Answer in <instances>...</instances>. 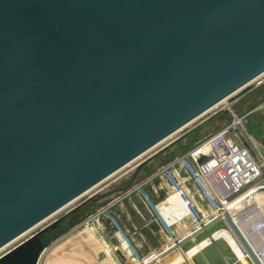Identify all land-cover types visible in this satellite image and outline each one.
I'll return each instance as SVG.
<instances>
[{
	"label": "water",
	"instance_id": "95a60500",
	"mask_svg": "<svg viewBox=\"0 0 264 264\" xmlns=\"http://www.w3.org/2000/svg\"><path fill=\"white\" fill-rule=\"evenodd\" d=\"M262 76L264 0H0V250Z\"/></svg>",
	"mask_w": 264,
	"mask_h": 264
},
{
	"label": "rangeland",
	"instance_id": "374dc122",
	"mask_svg": "<svg viewBox=\"0 0 264 264\" xmlns=\"http://www.w3.org/2000/svg\"><path fill=\"white\" fill-rule=\"evenodd\" d=\"M245 114L250 117L247 130L264 146V76L184 131L128 165L83 198L8 244L0 251V257L92 198L87 206L76 213L66 228L45 236L44 252L39 264H149L151 259L159 260L167 255L171 259L185 258L193 247L192 239L195 235H188L177 227H180V222L185 217L170 200L159 205L162 200H166L168 193L163 187L164 181L159 172L175 158L186 155L228 125L234 115ZM140 165L142 167L138 168ZM159 215L174 229L178 241L171 237ZM218 235L233 244L227 233L222 231ZM214 238L218 239L216 235ZM166 241H171L172 246L164 250L161 246ZM211 241L212 238L204 243L209 244ZM181 242L184 243L180 244ZM234 250L236 251L235 248ZM223 256L230 261L227 263ZM232 256L226 244L219 241L205 252V258L201 256L200 259L204 264H240ZM172 264L180 262L175 259Z\"/></svg>",
	"mask_w": 264,
	"mask_h": 264
},
{
	"label": "built area",
	"instance_id": "2783aa9c",
	"mask_svg": "<svg viewBox=\"0 0 264 264\" xmlns=\"http://www.w3.org/2000/svg\"><path fill=\"white\" fill-rule=\"evenodd\" d=\"M249 118L234 115L221 131L162 168L159 175L184 205L195 229L221 223L247 261L264 264V146L247 130ZM179 169L195 185L207 213L182 182ZM163 222L178 241L174 229Z\"/></svg>",
	"mask_w": 264,
	"mask_h": 264
},
{
	"label": "crops",
	"instance_id": "0c3cea01",
	"mask_svg": "<svg viewBox=\"0 0 264 264\" xmlns=\"http://www.w3.org/2000/svg\"><path fill=\"white\" fill-rule=\"evenodd\" d=\"M224 127L225 126H223L219 131H221ZM172 150H173V148H172ZM179 157H181V156H179ZM179 157L175 158L173 161H175ZM179 174H180L182 182L190 190V192L195 197V199L198 201L203 212L207 213L209 211V209L207 208L205 201L202 199V197L199 194L198 190L196 189L195 185L191 182V180L187 177V175L184 173V171L182 169H179ZM163 187L167 190L168 193L165 197L166 200H162L159 205L166 203L167 201L170 200L171 203H173V205L175 207L179 208L180 212L185 217L184 219L181 220L180 227L179 226H177V227L180 228V230L185 232V233H192L195 235V237H194L195 242H193L194 244L192 245L193 247H191L190 250L186 253L185 258L187 259L188 262L185 261L184 257L175 258L180 262V264H204V261L202 259H200V257L203 256V258H205V252L211 246L215 245L219 241H223L226 244V246L231 251V253L233 255L232 257H233L235 262H238L240 264H251L249 261H247L243 257L242 252L239 250L238 247H236L234 242H233V244H231L229 241L226 240L225 237H220L218 235L219 232H222V231L225 232L221 223H212V224H210V225H208L205 228H202L200 230L195 229L193 227L190 219L188 218V216H189L188 213L179 204L178 200L175 198V196L173 195V193L171 192V190L169 189V187L167 186V184L165 182H163ZM215 228H216V230L213 231V229H215ZM215 235L218 237V239L214 238ZM211 238H212V241L209 244L204 243L205 241H207ZM231 240H232V238H231ZM184 242H181L180 244H183ZM171 244H172L171 241H166L162 244L161 248H163L164 250H167L172 246ZM233 247L236 249V251L238 253L234 250ZM223 257L227 263L230 261V259L226 258L225 256H223ZM194 258H196V260H194ZM175 259H171L170 255H167L165 257H162L159 260H157V259L155 260L153 258L150 261V259H149L148 262L150 261L149 264H172Z\"/></svg>",
	"mask_w": 264,
	"mask_h": 264
},
{
	"label": "bare ground",
	"instance_id": "6f19581e",
	"mask_svg": "<svg viewBox=\"0 0 264 264\" xmlns=\"http://www.w3.org/2000/svg\"><path fill=\"white\" fill-rule=\"evenodd\" d=\"M179 204L185 209L184 205L178 200ZM186 210V209H185ZM187 212V210H186ZM188 213V212H187ZM189 215V214H188ZM126 243V242H125ZM10 245V244H9ZM8 246V245H7ZM7 246L3 247L0 251H2L3 249H5Z\"/></svg>",
	"mask_w": 264,
	"mask_h": 264
},
{
	"label": "trees",
	"instance_id": "16d2710c",
	"mask_svg": "<svg viewBox=\"0 0 264 264\" xmlns=\"http://www.w3.org/2000/svg\"><path fill=\"white\" fill-rule=\"evenodd\" d=\"M87 206V205H86ZM81 210V209H80Z\"/></svg>",
	"mask_w": 264,
	"mask_h": 264
}]
</instances>
